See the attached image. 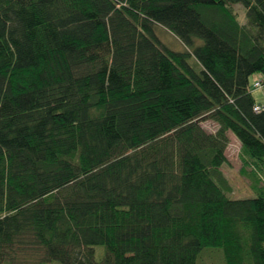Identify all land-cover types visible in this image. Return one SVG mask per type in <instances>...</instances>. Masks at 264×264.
Here are the masks:
<instances>
[{
	"label": "trees",
	"instance_id": "obj_1",
	"mask_svg": "<svg viewBox=\"0 0 264 264\" xmlns=\"http://www.w3.org/2000/svg\"><path fill=\"white\" fill-rule=\"evenodd\" d=\"M255 73L264 0H0V264L29 249L59 264H197L206 247L264 264ZM228 131L251 197L230 196Z\"/></svg>",
	"mask_w": 264,
	"mask_h": 264
},
{
	"label": "rangeland",
	"instance_id": "obj_2",
	"mask_svg": "<svg viewBox=\"0 0 264 264\" xmlns=\"http://www.w3.org/2000/svg\"><path fill=\"white\" fill-rule=\"evenodd\" d=\"M233 9L238 13V18L241 23L246 22L245 12L241 4H233ZM156 32L158 37L162 40L164 44H166L169 48L176 51L185 50V45L180 41L173 33L166 30L161 26H157ZM201 42V41H200ZM259 79V75L256 74L250 79V89L254 92V96L257 100H259L264 91L263 88H257L254 86L256 80ZM201 126L208 132H215L218 128L217 124L210 119H203L201 121ZM237 148L236 145H230L229 149V158L230 162L233 163L231 168L224 167L225 172L229 176L230 182L233 186V191L235 193H230V196L233 198H243V197H251V193L246 188L248 182L244 180L241 174L238 172V161L236 158ZM96 258L98 260L102 259L105 255V247L104 246H96L95 247ZM5 264H10L9 262ZM15 264H59L56 261L47 262L45 260V256L43 251L29 249L24 252H20L15 260ZM197 264H226L224 258V252L222 248L216 247H206L204 248L198 256Z\"/></svg>",
	"mask_w": 264,
	"mask_h": 264
},
{
	"label": "crops",
	"instance_id": "obj_3",
	"mask_svg": "<svg viewBox=\"0 0 264 264\" xmlns=\"http://www.w3.org/2000/svg\"><path fill=\"white\" fill-rule=\"evenodd\" d=\"M256 74L259 75V79L256 80V81L262 80V78H263L262 75L260 73H255L254 75H256ZM253 94H254V92H253ZM257 102L262 104V105H264V93H263L262 97L259 100H257ZM227 135L229 137V144L226 147L225 155H226L228 161L221 166V170H222V172L224 173V175L226 176V178L228 179V181H229V183L231 185V188H232V192L231 193H235V191H233L232 183L230 182L229 176L225 172L224 167L226 166L227 168H231V166H233V163L230 162V158H229V149H230V145L231 144L232 145H236V148H237L236 158H237V161H238V172L240 173V168L242 166V162H241V160L239 158L240 149H241V143L231 131H228ZM242 177L244 178V180H246L248 182V184L246 185V188L249 190V193H251V195H254V191L252 189V184H251L250 180L248 178L244 177V176H242Z\"/></svg>",
	"mask_w": 264,
	"mask_h": 264
},
{
	"label": "built area",
	"instance_id": "obj_4",
	"mask_svg": "<svg viewBox=\"0 0 264 264\" xmlns=\"http://www.w3.org/2000/svg\"><path fill=\"white\" fill-rule=\"evenodd\" d=\"M254 86L257 88H262L264 86V81L263 80L256 81L254 83ZM262 109H263L262 105H255L254 106V111H256V112H260Z\"/></svg>",
	"mask_w": 264,
	"mask_h": 264
}]
</instances>
